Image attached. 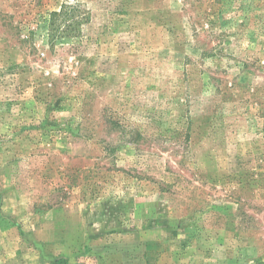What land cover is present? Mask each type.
<instances>
[{"label": "rangeland", "instance_id": "rangeland-1", "mask_svg": "<svg viewBox=\"0 0 264 264\" xmlns=\"http://www.w3.org/2000/svg\"><path fill=\"white\" fill-rule=\"evenodd\" d=\"M0 264H264V0H0Z\"/></svg>", "mask_w": 264, "mask_h": 264}, {"label": "trees", "instance_id": "trees-1", "mask_svg": "<svg viewBox=\"0 0 264 264\" xmlns=\"http://www.w3.org/2000/svg\"><path fill=\"white\" fill-rule=\"evenodd\" d=\"M77 8L74 6H70L64 4L61 6L60 11H54L50 13L48 16V20L52 22V24H57V23H65L67 24L69 21H71V25L68 23L66 26V29L62 31V34L69 33V32H76L78 29L75 27V20L77 17ZM79 32V31H78Z\"/></svg>", "mask_w": 264, "mask_h": 264}]
</instances>
